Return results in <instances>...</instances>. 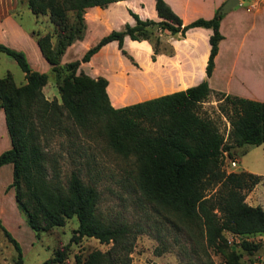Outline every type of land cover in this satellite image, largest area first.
I'll list each match as a JSON object with an SVG mask.
<instances>
[{
    "label": "trees",
    "instance_id": "trees-1",
    "mask_svg": "<svg viewBox=\"0 0 264 264\" xmlns=\"http://www.w3.org/2000/svg\"><path fill=\"white\" fill-rule=\"evenodd\" d=\"M25 1L33 14L47 13L58 29L54 42L48 31L32 32L41 55L59 75V98L48 99L42 92L47 72L31 68L22 50L0 42V51L11 56L24 75V81L18 84L8 72L0 76V109L10 143L0 151V165L11 164L6 187L13 188L15 205L26 223L33 230H45L75 216L77 224L69 241L92 236L109 245L93 248L84 256L75 253L71 264H130L134 239L130 226L108 221L97 213V189L81 178L78 166L71 168L61 182L56 163L46 155L47 138L76 130L88 138L102 139L112 151L131 160L134 185L142 198L158 206L163 212L160 217L168 224L185 230L192 251L207 247L222 256L223 264H245L240 260L241 251L250 254L259 242L241 238L238 251L224 231L239 235L264 232V209L244 199L261 175L248 170L227 171L222 164L223 156L232 155V147L264 141V101L211 90L203 78L182 89L115 107L105 90L107 79L79 69L81 61L88 60L110 40H116L120 52L125 53L124 35L148 39L154 27L183 35L190 27L203 26L211 29L204 65L209 75L221 38L218 23L222 13L218 7L209 18L198 16L182 23L164 0H153L159 19L140 18L129 11L134 18L132 24L125 22L121 28L109 30L79 58L61 62L65 47L83 35L84 8L104 6L113 0ZM68 11L74 20L67 19ZM158 51L152 47V60ZM164 51H169L168 46ZM211 92L218 93L222 100L219 108L227 116L228 139L208 115L198 110L199 103ZM0 230L16 251V264H22L18 241L1 221ZM68 243L40 264L62 261ZM161 251L155 248L157 254Z\"/></svg>",
    "mask_w": 264,
    "mask_h": 264
},
{
    "label": "rangeland",
    "instance_id": "rangeland-1",
    "mask_svg": "<svg viewBox=\"0 0 264 264\" xmlns=\"http://www.w3.org/2000/svg\"><path fill=\"white\" fill-rule=\"evenodd\" d=\"M24 4L26 5V1L21 0L17 14L20 23L25 27H32L30 31L32 35L33 30L39 33L50 32L51 40L54 42L58 29L49 20L48 14L35 15L30 10H26ZM66 17L69 21L74 20L71 11L66 13ZM158 38L159 28L154 27L149 38L146 39L151 48L155 46L159 50ZM166 48L167 46H163L164 50ZM25 53L34 69L37 67V69L47 72V81L42 86L44 96L48 99L58 100L57 81L59 75L50 69L46 60L44 66H36L33 54L29 50ZM122 54L131 64L139 66L141 69L145 68L143 70L145 80L138 81V83L151 84L156 79L157 68L150 69V66L139 65V62H143V60L127 50ZM61 62L64 61L61 60ZM148 65H150L149 62ZM103 69L109 70V67L104 66ZM7 72L15 83L24 81L23 71L15 60L0 51V76ZM137 72L139 71L137 70ZM219 96L218 93H209L205 100L199 103L198 110L208 115L214 121L223 138L228 139L229 123L225 112L219 108V104L222 102ZM3 139L9 142L3 115H0V143ZM45 143L46 155L56 163L61 182L64 181L71 168L78 166L81 178L93 183L97 189V213L108 221L127 223L133 230V245L129 252L130 264H223L222 256L207 247L204 250L192 251V243L185 230L168 224L160 217L163 213L162 210L142 198L134 185L130 169L131 160L112 151L102 139L88 138L75 130L66 135H52L47 138ZM231 150L230 157L223 156L222 168L227 171L248 170L260 174L261 179L246 192L244 199L249 204H259L264 209V141L259 144L235 146ZM229 159H233L235 164L230 165ZM5 170L6 168L0 171L1 176L6 175ZM0 218L20 245L22 264H40L45 258L53 255L61 245L68 242L63 260L50 264H71L75 253L84 256L93 248L105 249L109 245L99 242L92 236H82L76 242L69 241L72 230L77 224L75 216L65 218L61 225H53L45 230H33L16 206L14 210H11L8 200L1 197V191ZM224 234L231 246L238 251H241L238 247V241L241 238L258 241L259 246L252 253L241 251L240 260L245 264H264V232L239 235L224 231ZM159 247L162 248V251L157 254L155 248ZM0 264H16V251L1 230Z\"/></svg>",
    "mask_w": 264,
    "mask_h": 264
},
{
    "label": "crops",
    "instance_id": "crops-1",
    "mask_svg": "<svg viewBox=\"0 0 264 264\" xmlns=\"http://www.w3.org/2000/svg\"><path fill=\"white\" fill-rule=\"evenodd\" d=\"M164 1L185 23L198 16L211 17L224 0ZM20 4L21 0H0V42L22 50L26 59L25 51L29 50L36 66H44L46 61L30 32L32 27L23 26L17 17ZM129 11L140 18L159 19L153 0H113L104 6H86L83 13L86 23L84 35L65 47L61 60L79 58L102 34L121 28L125 22L132 24L134 18ZM218 29L221 38L217 42L209 75L205 74L204 65L211 29L203 26L190 27L183 35L159 30V46H168L169 51L160 47L153 60L149 56L152 48L146 39L123 36L122 47L143 60L139 65L157 68L158 75L151 84L138 83L145 80V68L128 62L117 47L116 40L102 44L88 60L80 62L79 68L90 76L103 75L107 79L105 90L110 104L115 107L182 89L203 78L211 90L264 101V0H238L222 13ZM29 65L33 68L31 63ZM104 66H108L109 70H102ZM0 115H3L1 109ZM9 145L3 139L0 151ZM4 168L7 173L0 175L1 197L6 198L11 210H14L13 190L6 187L11 179V164L0 165V171ZM0 221L5 226L1 218Z\"/></svg>",
    "mask_w": 264,
    "mask_h": 264
},
{
    "label": "water",
    "instance_id": "water-1",
    "mask_svg": "<svg viewBox=\"0 0 264 264\" xmlns=\"http://www.w3.org/2000/svg\"><path fill=\"white\" fill-rule=\"evenodd\" d=\"M238 0H224L218 7V11L223 13L237 3Z\"/></svg>",
    "mask_w": 264,
    "mask_h": 264
},
{
    "label": "built area",
    "instance_id": "built-area-1",
    "mask_svg": "<svg viewBox=\"0 0 264 264\" xmlns=\"http://www.w3.org/2000/svg\"><path fill=\"white\" fill-rule=\"evenodd\" d=\"M229 164L230 165H234L235 164V161L233 159H229Z\"/></svg>",
    "mask_w": 264,
    "mask_h": 264
}]
</instances>
